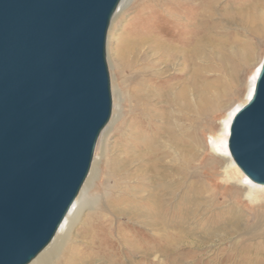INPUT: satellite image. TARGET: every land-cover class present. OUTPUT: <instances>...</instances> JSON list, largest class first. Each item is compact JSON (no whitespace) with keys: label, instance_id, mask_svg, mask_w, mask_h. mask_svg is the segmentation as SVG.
<instances>
[{"label":"bare ground","instance_id":"obj_1","mask_svg":"<svg viewBox=\"0 0 264 264\" xmlns=\"http://www.w3.org/2000/svg\"><path fill=\"white\" fill-rule=\"evenodd\" d=\"M218 3L138 4L160 11L176 27L172 35L138 32L126 39L139 77L130 116L134 150L111 168L117 175L136 161L138 174L129 184L115 180L71 239L89 200L85 193L77 195L51 243L29 264H126L131 258H137L131 264H264L263 191L246 177V184L233 182L234 162L221 140H211L205 160L198 122L192 120L217 103L219 88L237 87L238 72L264 39V0H249L233 11L225 7L222 17ZM211 58L219 75L208 80L203 60ZM187 80L197 82L195 103ZM220 176L222 184L216 182ZM131 226L144 232L128 231Z\"/></svg>","mask_w":264,"mask_h":264},{"label":"water","instance_id":"obj_2","mask_svg":"<svg viewBox=\"0 0 264 264\" xmlns=\"http://www.w3.org/2000/svg\"><path fill=\"white\" fill-rule=\"evenodd\" d=\"M121 0H0V264L53 240L111 117L106 36ZM227 149L264 186V59Z\"/></svg>","mask_w":264,"mask_h":264},{"label":"rangeland","instance_id":"obj_3","mask_svg":"<svg viewBox=\"0 0 264 264\" xmlns=\"http://www.w3.org/2000/svg\"><path fill=\"white\" fill-rule=\"evenodd\" d=\"M247 1L249 0H219L217 13L219 17H222L225 11L228 10H225V7H229L233 11L236 7L246 4ZM141 2L142 0H121L107 31L105 52L112 99L111 117L97 140L89 173L79 192L80 195L87 194L89 200L87 204H84L85 207L79 218V224L72 231L71 239L75 237L81 224L88 222L93 217L97 202L103 201L104 196L106 199L107 192L112 191L115 180L125 181L129 184L138 174L136 161H130L126 168H124L125 171L122 170L117 175H114L111 168L112 164L121 160L126 152L132 153L134 150L132 149L133 140L131 137L130 116L135 103V80H138L139 77L135 67L136 64L134 65L133 63L134 59L128 53L126 39L128 35L138 32L144 35H150L165 31L172 35L176 31L175 23L168 18H161L162 13L160 11L148 10L149 12H147L146 9L138 7V4ZM118 11L119 13L115 15ZM232 28L236 27L232 26ZM226 52L231 53L229 51ZM212 54L211 52L209 56ZM251 58L248 65L243 67L244 70L238 72L237 80L239 82L236 85L237 87L231 89L227 85L226 90L225 88H219L222 97L217 100V103L213 102L214 106L211 109L192 117L193 121L197 120L198 122L196 131L203 142L201 152H203L205 160L211 155L212 149L210 142L212 139L216 141L221 140L223 142L221 145L223 150L227 148L231 120L235 113L246 105L252 95L256 77L264 59V39L257 42ZM233 60L236 59L234 58ZM203 62L206 79L213 80L215 76L219 75L218 66H213L215 61L212 58L204 59ZM236 62L242 66L239 60H236ZM209 66L211 69L209 68L208 70ZM221 79L230 80L231 78L229 79V77L224 76ZM195 83H197L195 80H187V85L190 88L189 99L191 103L199 100V94L194 90ZM227 119L228 122L226 123ZM216 154L221 155L218 151H216ZM230 175L233 182H240L237 183L238 185L246 184L245 176L235 164ZM223 180L225 178L220 176L216 182L222 184ZM260 187L264 195V186ZM94 202L95 206L93 205ZM90 205L93 209L88 210ZM131 227L128 231L144 232L143 229L138 227ZM101 238L105 243V235ZM80 245L84 246L82 244ZM136 261L137 258H131L127 261L125 260V263L131 264Z\"/></svg>","mask_w":264,"mask_h":264}]
</instances>
